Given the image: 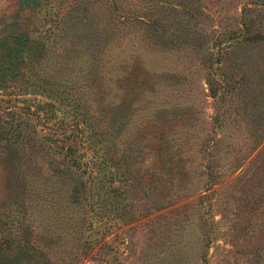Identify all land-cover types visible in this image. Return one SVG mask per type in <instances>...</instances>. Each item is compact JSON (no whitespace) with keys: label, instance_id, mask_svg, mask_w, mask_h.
I'll return each instance as SVG.
<instances>
[{"label":"rangeland","instance_id":"obj_1","mask_svg":"<svg viewBox=\"0 0 264 264\" xmlns=\"http://www.w3.org/2000/svg\"><path fill=\"white\" fill-rule=\"evenodd\" d=\"M0 254L264 264V0H0Z\"/></svg>","mask_w":264,"mask_h":264},{"label":"trees","instance_id":"obj_2","mask_svg":"<svg viewBox=\"0 0 264 264\" xmlns=\"http://www.w3.org/2000/svg\"><path fill=\"white\" fill-rule=\"evenodd\" d=\"M22 8L33 7L40 0H17ZM33 40L25 31L11 29L0 36V82L13 78L30 50ZM0 264H25L20 258L10 254H0Z\"/></svg>","mask_w":264,"mask_h":264}]
</instances>
